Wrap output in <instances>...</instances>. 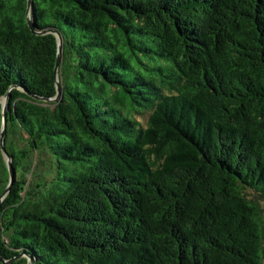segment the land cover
<instances>
[{
    "label": "trees",
    "instance_id": "1",
    "mask_svg": "<svg viewBox=\"0 0 264 264\" xmlns=\"http://www.w3.org/2000/svg\"><path fill=\"white\" fill-rule=\"evenodd\" d=\"M6 92V264H264V0H0Z\"/></svg>",
    "mask_w": 264,
    "mask_h": 264
},
{
    "label": "water",
    "instance_id": "2",
    "mask_svg": "<svg viewBox=\"0 0 264 264\" xmlns=\"http://www.w3.org/2000/svg\"><path fill=\"white\" fill-rule=\"evenodd\" d=\"M29 2V0H27V3ZM28 10V9H27ZM26 22L28 24L29 29L31 30L32 33H42V32H37L33 26V24L31 23V19H30V15L28 13V11L26 12ZM50 33H52L55 38H56V45H57V53H56V61H55V66H54V73H55V89H56V94L52 99H57L58 96L60 95L61 92V86H60V82L58 80V76H57V70L59 67V63H60V57H61V43H62V39L61 36L59 34V32L57 30H51ZM7 98H8V92H6V94L1 98V104H2V120H1V127H0V149L3 155V158L5 160V164L8 170V174H9V182L8 185L6 186V188L4 189V191L2 192L1 196H0V201L2 199V197L7 193V191L9 190V185L13 179L14 176V170L11 164V157L6 153L5 149H4V138H5V133H6V106H7ZM6 156V157H5ZM0 261L4 264L11 262V260L9 261H5L1 258L0 256ZM26 264H30V259L27 256V261Z\"/></svg>",
    "mask_w": 264,
    "mask_h": 264
},
{
    "label": "rangeland",
    "instance_id": "3",
    "mask_svg": "<svg viewBox=\"0 0 264 264\" xmlns=\"http://www.w3.org/2000/svg\"><path fill=\"white\" fill-rule=\"evenodd\" d=\"M28 13H29V11H28ZM30 15V14H29ZM6 157V156H5Z\"/></svg>",
    "mask_w": 264,
    "mask_h": 264
}]
</instances>
